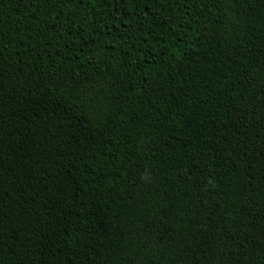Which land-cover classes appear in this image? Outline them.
Returning <instances> with one entry per match:
<instances>
[{
  "label": "trees",
  "instance_id": "16d2710c",
  "mask_svg": "<svg viewBox=\"0 0 264 264\" xmlns=\"http://www.w3.org/2000/svg\"><path fill=\"white\" fill-rule=\"evenodd\" d=\"M0 264H264V0H0Z\"/></svg>",
  "mask_w": 264,
  "mask_h": 264
}]
</instances>
